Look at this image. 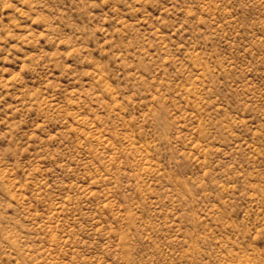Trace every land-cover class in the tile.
<instances>
[{"label": "rangeland", "instance_id": "obj_1", "mask_svg": "<svg viewBox=\"0 0 264 264\" xmlns=\"http://www.w3.org/2000/svg\"><path fill=\"white\" fill-rule=\"evenodd\" d=\"M0 264H264V0H0Z\"/></svg>", "mask_w": 264, "mask_h": 264}]
</instances>
